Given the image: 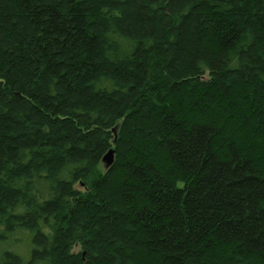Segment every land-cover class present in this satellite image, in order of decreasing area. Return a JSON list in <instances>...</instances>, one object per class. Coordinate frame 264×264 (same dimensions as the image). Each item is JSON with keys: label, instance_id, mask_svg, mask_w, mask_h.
Returning <instances> with one entry per match:
<instances>
[{"label": "trees", "instance_id": "trees-1", "mask_svg": "<svg viewBox=\"0 0 264 264\" xmlns=\"http://www.w3.org/2000/svg\"><path fill=\"white\" fill-rule=\"evenodd\" d=\"M41 10L0 0V264H264V0Z\"/></svg>", "mask_w": 264, "mask_h": 264}, {"label": "snow or ice", "instance_id": "snow-or-ice-1", "mask_svg": "<svg viewBox=\"0 0 264 264\" xmlns=\"http://www.w3.org/2000/svg\"><path fill=\"white\" fill-rule=\"evenodd\" d=\"M36 2L42 5L41 16L46 20H50L56 18L54 14L59 12V7L63 0H36Z\"/></svg>", "mask_w": 264, "mask_h": 264}, {"label": "water", "instance_id": "water-1", "mask_svg": "<svg viewBox=\"0 0 264 264\" xmlns=\"http://www.w3.org/2000/svg\"><path fill=\"white\" fill-rule=\"evenodd\" d=\"M105 169H110L115 163V151L111 149L102 160Z\"/></svg>", "mask_w": 264, "mask_h": 264}, {"label": "rangeland", "instance_id": "rangeland-1", "mask_svg": "<svg viewBox=\"0 0 264 264\" xmlns=\"http://www.w3.org/2000/svg\"><path fill=\"white\" fill-rule=\"evenodd\" d=\"M104 167H105V166H104ZM102 170H104V169L102 168ZM74 251H75V252H78V251H79V247L75 248Z\"/></svg>", "mask_w": 264, "mask_h": 264}]
</instances>
